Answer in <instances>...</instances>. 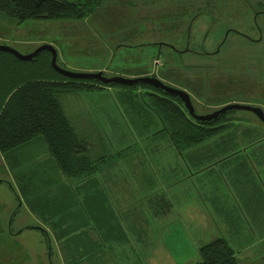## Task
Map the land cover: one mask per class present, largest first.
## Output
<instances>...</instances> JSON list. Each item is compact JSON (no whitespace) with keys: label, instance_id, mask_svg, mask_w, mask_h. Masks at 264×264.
I'll list each match as a JSON object with an SVG mask.
<instances>
[{"label":"rangeland","instance_id":"obj_1","mask_svg":"<svg viewBox=\"0 0 264 264\" xmlns=\"http://www.w3.org/2000/svg\"><path fill=\"white\" fill-rule=\"evenodd\" d=\"M88 8L90 12L82 20L58 18L16 22L0 14V45L28 54L40 45L50 44L57 52V65L70 71L101 70L108 77L155 75L164 84L188 93L195 112L200 115L229 103L258 106L264 112V0H98L87 4V11ZM166 43L174 44L176 50L213 53L188 52L178 61ZM100 89L89 95L82 92L62 99L77 132L88 135L86 155L107 151L106 156H110L117 149L129 147L128 154L121 159H108L103 163L100 172L106 186L126 201L128 198L138 200L141 204L138 203L137 212L142 218L145 209L142 204L150 202L155 206L156 201L161 202L159 199L164 197L165 191L169 196L172 194L173 200L178 198L172 213L158 218L157 228L152 227L149 245L153 246V251L149 257L146 255L147 259L155 257L153 264H195L199 248L209 243L216 232L209 222V214L202 216L203 207L197 210V193L203 196L196 176L205 171L208 200L207 179L213 177L210 170L214 167L190 169L187 176H183L185 187L174 183L166 190L165 183L157 175L170 173L172 167H177L176 176H180L185 172V163L180 157H171L172 152L159 137L143 141L135 135L129 138L124 116L112 100L117 88ZM228 118L238 125L237 131L257 129L264 136V125L251 112L234 111ZM95 129L100 133L99 139ZM96 140L108 147L94 148ZM260 147L264 150V144ZM131 152L136 153L130 159ZM44 153V146L36 140L22 148L15 158L21 165L40 159L27 167L21 177L35 189H47L57 180V168L50 158L42 157ZM250 159L255 165L253 157ZM182 166L183 171L180 170ZM8 168L11 170L9 163L0 156V180L4 181L0 182V264H71L74 261L75 264H88V258L93 256L89 255L90 248H82L76 260L66 258L59 252L52 235L46 240L43 231L27 228L39 223L34 224L23 204L18 208L19 191ZM215 172L220 176V168ZM178 181L180 178L176 179ZM91 184L95 190L94 182ZM82 187L88 191V183ZM184 189L186 195L189 194L188 210L181 205ZM91 198L94 206L100 207V199ZM152 210L155 211V207ZM19 224L26 225L21 233H17L23 226ZM84 241L85 238L75 239L74 244ZM250 254L239 255L238 264H264V260H257ZM116 263L127 264L126 260Z\"/></svg>","mask_w":264,"mask_h":264},{"label":"trees","instance_id":"obj_2","mask_svg":"<svg viewBox=\"0 0 264 264\" xmlns=\"http://www.w3.org/2000/svg\"><path fill=\"white\" fill-rule=\"evenodd\" d=\"M94 1L98 0H0V14L16 22L58 18L82 20L90 12L89 8L86 10L87 4ZM50 58L48 51H42L33 59L22 61L0 51V156L11 167L8 169L19 191L21 204L50 229L58 242L71 245L75 239L87 235L88 203L94 210L93 221L101 225L106 220V209L100 202V207L94 206L88 195L82 201L73 196L72 189L83 190L84 183L96 181L94 176L98 166L128 152L129 148L117 149L110 156H106L107 151L95 153L92 148L93 155H86L88 135L77 132L63 106L64 96L82 92L89 95L103 87L117 88L112 100L124 116L128 137L135 135L141 141L159 137L172 152L171 157H180L189 169L209 168L240 151L262 149L263 134L257 129L237 131L238 125L228 118L234 111L210 122H198L188 116L176 97L151 85H104L95 80L71 79L57 73ZM95 134L99 139L100 133L96 131ZM36 140L44 146L42 157L50 158L57 168V180L47 189H35L21 178L24 170L39 158L24 165L15 159L22 148ZM101 142L96 140L93 147L106 149L108 145ZM240 167L245 168L246 164ZM95 195L101 197L99 192ZM27 228L40 229L49 240L44 229ZM78 255H73L72 259L76 260ZM198 257L195 264H238L235 252L224 238L201 246Z\"/></svg>","mask_w":264,"mask_h":264},{"label":"crops","instance_id":"obj_3","mask_svg":"<svg viewBox=\"0 0 264 264\" xmlns=\"http://www.w3.org/2000/svg\"><path fill=\"white\" fill-rule=\"evenodd\" d=\"M135 153L136 152H131L129 158H133ZM126 154L128 153L123 152L120 156L113 157L109 159V161L121 159V157H124ZM258 156L260 157L258 158ZM251 157H253L255 165L250 163L253 162L250 159ZM243 163L246 164L245 168L240 167ZM102 166L103 163L98 166V171L95 172V190L92 184H88V191L86 189L77 190L72 186L74 189H72V191L75 194H73V196H76L82 201L83 197L86 195L90 197V201H93L91 197L96 198L95 193L99 192L101 197L97 198L100 199L101 205L106 209V220L102 221L101 225H99L96 220L93 221L95 216L93 215L94 210L91 208L92 205L89 206L88 203L87 235L83 237L86 241L76 244L77 246L74 243L69 245L61 241L58 242L50 229L44 226L23 204L26 212H28L35 221L34 224L36 225L37 222L39 223L38 226L33 227L44 229L47 231L49 237L52 235L54 238L53 241L60 249L59 252L63 253L66 258L79 254L82 248L86 250L90 248L89 255L93 256L88 258V264H117L116 262L120 263V261L124 262L125 260L127 264L156 263L155 257L149 258V260L146 257V255L149 257L153 251V246L149 245L152 227L157 228L155 222L158 218H162V216L165 218L168 214L172 213L175 203L178 202V198L175 197L173 200L172 194L169 196L166 193L167 191H165L164 197L159 199L164 203L156 201L155 206L150 202H146L147 205L142 204V207L145 208L142 210L144 212V218H142L137 212V206L139 207L138 203L141 204L138 200L128 198V201H126L127 199L118 196L116 191L106 186L105 179H102L100 172ZM213 167L214 168L210 170L213 172V177L207 179L208 200L206 199V188L204 183L205 171L203 170L202 174L198 173L196 176L198 177V188L203 196V198H201L197 193V210L203 207L202 216H207L205 213L209 214V217L207 216L209 222L211 221L214 225L210 227L216 230L212 235V240L224 238L235 252L237 260L240 258L239 255L243 253H251L250 256H256L257 260H264V150L247 149L245 151H240L236 157H231V159L221 164L214 165ZM151 168L157 169V167L154 166ZM159 168H162V164ZM172 168L170 173L167 172L165 168L164 170L166 173L157 175L158 179L165 183L166 190L170 187L172 188L174 183H176L177 186L182 185L185 187L183 176H187V172L190 169L185 166V172L180 176H176L178 169L177 167ZM180 168L181 171L184 170L183 166ZM219 168L220 176L215 172V170ZM198 169L200 168H192V170ZM177 178H180V181L176 182ZM62 179L61 181L63 182ZM123 181L127 182L125 178ZM86 183H88V181ZM186 189L189 192V185L186 186ZM186 189L181 191L182 195L180 194V197H182L181 202L183 203L181 205L185 207V210H188L189 194L186 195ZM206 200L209 201V204H206ZM92 204L94 205V203ZM121 206L123 207L121 208ZM208 206L212 208L213 215ZM153 207H155V211L152 210ZM162 208H164V210H161ZM69 222L71 221H68V223ZM20 225L23 226L19 228L17 233L26 228L25 224H19V226ZM108 228L113 230L108 231ZM97 231H99V233ZM141 244L144 245L142 246ZM91 247L96 248L91 249ZM253 249L258 250L253 251ZM124 254L126 257H124ZM256 259L255 261H257Z\"/></svg>","mask_w":264,"mask_h":264},{"label":"water","instance_id":"obj_4","mask_svg":"<svg viewBox=\"0 0 264 264\" xmlns=\"http://www.w3.org/2000/svg\"><path fill=\"white\" fill-rule=\"evenodd\" d=\"M0 51L10 53L14 55L19 60L22 61H29L33 59L38 53L42 51H48L51 55L50 58V64L52 68L59 74L71 78V79H78V80H95L101 84H121L126 86H132V85H139V84H148L154 87L157 90L162 91L165 94L171 95L176 97L183 105V108L186 110L188 116L192 118L195 121L198 122H210L212 120L217 119L219 116L224 115L225 113L229 111H248L251 112L253 115H255L258 120L264 125V112L263 110L258 106H253L250 104H242V103H229L221 108L214 110L208 114H197L195 112V109L192 105L190 96L188 93H186L184 90L169 86L164 84L162 81H160L157 77L151 75V76H137V77H122V76H105L103 71H97V72H76V71H70L61 68L57 65V52L54 49V47L50 44H43L37 47L34 51L28 53V54H21L12 47L8 45H0ZM186 51V50H184ZM0 182H4L3 180H0ZM6 182V181H5ZM9 185H11L9 182H7ZM19 206L21 205L20 199H18ZM17 208V210H18ZM15 210L14 213L17 211ZM13 213V214H14ZM13 216V215H12ZM11 216V218H12ZM11 222V219L10 221Z\"/></svg>","mask_w":264,"mask_h":264},{"label":"flooded vegetation","instance_id":"obj_5","mask_svg":"<svg viewBox=\"0 0 264 264\" xmlns=\"http://www.w3.org/2000/svg\"><path fill=\"white\" fill-rule=\"evenodd\" d=\"M264 13V12H263ZM232 30V29H231ZM230 30V31H231ZM260 32V31H259ZM234 33H236V34H238L237 32H234ZM248 38V37H247ZM249 39V38H248ZM185 45L186 44H188L187 42H185L184 43ZM167 48H169L171 51H173L176 55H177V57H178V61H181L180 59H181V55H183L184 53H188V52H191V53H195V54H203V53H205V54H212L213 52H203V51H200V52H198V51H190L189 49H186V51H184L185 49H182V50H176L175 49V45L174 44H167L166 43V45H165ZM221 46V44L218 46V47H220ZM153 76H155V75H153ZM156 77V76H155ZM182 104V103H181Z\"/></svg>","mask_w":264,"mask_h":264}]
</instances>
